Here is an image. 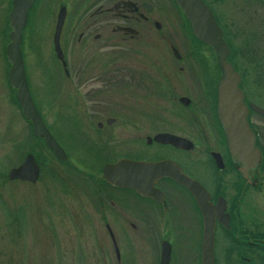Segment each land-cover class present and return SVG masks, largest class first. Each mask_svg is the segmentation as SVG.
<instances>
[{
    "label": "rangeland",
    "instance_id": "obj_1",
    "mask_svg": "<svg viewBox=\"0 0 264 264\" xmlns=\"http://www.w3.org/2000/svg\"><path fill=\"white\" fill-rule=\"evenodd\" d=\"M11 1L0 0V264H154L162 238L174 246L170 264H200V221L183 189L165 184L172 209L164 213L145 203L150 216L139 219L143 225L131 233L119 223L117 207L109 204L130 195L102 183L101 167L121 157L164 153L147 146L145 137L164 129L178 132L177 127L190 123L179 97L190 98V107L198 111L201 107L206 112L210 106L207 117L215 121L221 73L214 50L194 39L173 0H36L21 48L34 105L67 154L61 161L32 134L16 103V89L8 82L5 48L12 31ZM129 1H145L152 7L145 14L148 23L117 18L116 12ZM203 1L228 38V60L241 77L246 102L264 108V0ZM60 6L66 8L60 43L68 76L52 45ZM117 25L133 30L120 33L114 30ZM131 108L137 114L134 119ZM174 108L177 116L172 119ZM162 109L165 120L158 116ZM249 117L264 145V119ZM108 119L112 123L106 124ZM190 131L196 149H208L205 139L194 128ZM27 154L40 167L37 182L8 181V171ZM174 155L202 175L203 169L185 154ZM126 214L130 217L132 211ZM106 223L114 232L118 259ZM214 258L216 264H233L224 262L220 232Z\"/></svg>",
    "mask_w": 264,
    "mask_h": 264
},
{
    "label": "water",
    "instance_id": "obj_2",
    "mask_svg": "<svg viewBox=\"0 0 264 264\" xmlns=\"http://www.w3.org/2000/svg\"><path fill=\"white\" fill-rule=\"evenodd\" d=\"M182 10L191 26L194 37L205 45L211 46L216 53L218 66L221 70V78L217 83L216 102L217 114L225 130L230 152L242 159L247 167H253L259 158V149L255 146V134L247 121L249 109L264 117V109L255 105L244 103V94L239 88L240 76L234 71L227 61L229 48L222 38L221 28L208 5L203 0H174ZM35 0H12L9 21L12 31L9 33V44L5 53L11 67L7 73L9 83L16 89V101L23 116L30 121L31 130L35 137L43 138L45 145L59 160L66 159L63 148L46 128L39 112L37 111L25 74L21 44L22 33L28 22V14ZM148 11L149 4H145ZM66 17V8L61 6L56 15L53 33V47L56 58L61 61L65 73L66 63L60 47V34ZM155 27L160 24L155 22ZM173 54L179 58L176 49ZM184 103L187 98H181ZM112 119L106 120L107 124ZM101 126V124H98ZM149 140V138H148ZM160 144H169L176 148L190 149L192 143L186 139L167 134L158 133L153 139ZM150 141V140H149ZM215 156L218 157L217 154ZM40 168L31 154L25 155L22 163L11 168L7 173L9 181H23L35 183L39 177ZM103 178L112 187L132 189L142 197H151L160 202L162 192L153 187V183L159 177H169L173 181L186 188L193 196L202 217V234L200 242V264H214V231L215 216L213 210L207 204L208 193L195 180L187 178L179 166L169 160L163 161H139L128 158H120L113 163H106L102 167ZM220 220L221 218L217 216ZM169 252L162 250L160 264H168Z\"/></svg>",
    "mask_w": 264,
    "mask_h": 264
},
{
    "label": "flooded vegetation",
    "instance_id": "obj_3",
    "mask_svg": "<svg viewBox=\"0 0 264 264\" xmlns=\"http://www.w3.org/2000/svg\"><path fill=\"white\" fill-rule=\"evenodd\" d=\"M145 4L148 3L145 1H129L124 3L119 8L120 12H118V14L116 12L117 18L126 21L132 20L133 23L136 22L137 24L148 23L149 17H147L145 14L150 13L152 11V7L151 10L148 11ZM109 12L111 13L112 11L109 10ZM114 30L120 31L121 33L122 30L129 32L130 30H133V28H131L130 25L126 27L117 25ZM96 38H99V35L96 36ZM223 40L229 47L230 44L228 38L223 36ZM230 54L231 48L229 47L228 55ZM173 56L175 59L180 60V56L179 58H176L174 54ZM179 70L182 71V68ZM181 98H187L188 102H182ZM177 102L181 104L183 108L189 113L190 123H183L181 125L182 129L177 127L178 132L164 129L162 131L156 132L152 136L145 137V144L147 146L158 148L164 153L154 154L148 158L140 155L137 157L122 158L150 162L169 160L176 163L187 178L197 181L208 193L206 202L213 210V214L215 216L214 249L215 243L217 242V235L220 232V240L225 247L224 262H233V264H264V212L260 213L264 210V145L261 144L262 142L260 136L256 128L253 127L249 117L251 114L256 113L249 109L247 119L251 130L255 134V146L259 149V158L253 167H247L241 158L234 156L229 150L228 142L225 136V130L217 114L216 101L214 111L215 121H212L207 117L208 110H211L210 106L206 107V112L201 109V107L198 111L197 108L190 107L191 100L186 96L179 97ZM244 102L247 106L250 104L249 102H246V100H244ZM165 104L166 102L161 105V107L164 109ZM132 108L130 110V116L131 119H134L137 114ZM164 109H162L160 113L158 112V116L162 120L167 118V116H165ZM256 115L264 119L263 116L259 114ZM176 116L177 115L174 108L171 111V117L173 119ZM197 119L200 122H198ZM208 126L211 128H208ZM193 128L195 129L199 138L202 140L205 139L206 147L208 146V149H204V152L202 149H196L195 146L197 143L195 140H193V138H190L192 137V131L190 130ZM262 129L264 131V126H262ZM158 133H167L186 139L192 143V148L182 149L176 148L169 144L156 143L152 139ZM193 134V136H197L195 133ZM133 147L134 143L131 142L129 148L132 151L135 149H133ZM177 153L185 154L191 164H196L201 169H203L202 175L195 174L191 169L186 168L174 155ZM215 154H217L218 157L215 156ZM118 159L120 158L106 163H113ZM106 163H104L102 167ZM102 167V183L104 182V184L109 189L115 190L117 192H127L130 195V197L122 200L117 196V198H114V200H109V204L113 207H117L119 213L121 214V220L119 223H122L121 225L125 226L128 231L131 233L137 232L139 229L138 224H142V222H138L139 219H147L148 216H150L149 211L146 212L144 206L145 203L152 204L155 208H158L164 213L172 209L173 205L171 203V198L165 186V184H172L183 189L187 195L186 197L190 198L192 205L196 209L197 216L200 221V234H202L201 213L191 193L182 185L165 176L156 179L153 183V187L160 190L163 195L160 202H158L151 197H142L132 189H122L110 186L103 178ZM101 202V198H98L97 203H100L101 205ZM127 210L132 211V215L130 217H128L126 214ZM160 214L161 212L159 211L157 215ZM217 216H219L221 219L219 220ZM104 227L111 240L112 252L115 257H117L116 259H118V249L113 238L114 232L107 223L104 225ZM156 247V252L152 260L153 263L160 264L162 250L165 248L166 250L168 249L169 252L168 264H170L172 255L174 254V246L172 242L162 238ZM214 262L216 264V258H214Z\"/></svg>",
    "mask_w": 264,
    "mask_h": 264
}]
</instances>
